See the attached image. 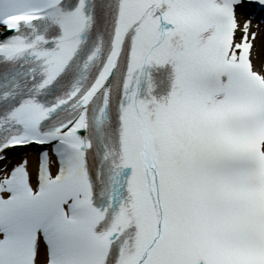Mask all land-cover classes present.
I'll return each mask as SVG.
<instances>
[{"label":"snow or ice","instance_id":"snow-or-ice-1","mask_svg":"<svg viewBox=\"0 0 264 264\" xmlns=\"http://www.w3.org/2000/svg\"><path fill=\"white\" fill-rule=\"evenodd\" d=\"M0 264H264V0H0Z\"/></svg>","mask_w":264,"mask_h":264}]
</instances>
